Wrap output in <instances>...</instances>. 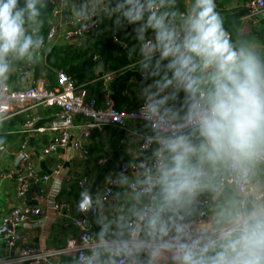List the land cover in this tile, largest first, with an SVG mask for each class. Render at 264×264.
I'll use <instances>...</instances> for the list:
<instances>
[{
	"label": "clouds",
	"instance_id": "9594fccd",
	"mask_svg": "<svg viewBox=\"0 0 264 264\" xmlns=\"http://www.w3.org/2000/svg\"><path fill=\"white\" fill-rule=\"evenodd\" d=\"M46 6L47 0H0V89L15 61L38 59ZM61 6L85 27L102 17L135 26L139 67L152 79L141 92L140 116L151 130L145 145L155 147L133 165L137 187L129 207L109 214L106 197L80 193L79 209L96 213L99 231L77 248L76 264H264V195L253 180L264 166V46L233 41L215 0H189L185 11L178 0ZM225 173L240 178L247 198L204 222L200 198L219 199ZM114 183L124 188L130 177L121 173Z\"/></svg>",
	"mask_w": 264,
	"mask_h": 264
},
{
	"label": "crops",
	"instance_id": "0c3cea01",
	"mask_svg": "<svg viewBox=\"0 0 264 264\" xmlns=\"http://www.w3.org/2000/svg\"><path fill=\"white\" fill-rule=\"evenodd\" d=\"M52 3H55V6L58 5L61 9L60 22H62L58 26L55 43L63 44L61 34L73 25L74 14L72 11L67 10L66 6L62 7L60 0H55ZM188 3L189 0H183V10L186 9ZM215 4L216 11L224 19L227 13L242 9L244 3L233 0L230 3L221 5L220 0H215ZM240 20L238 34L239 36H247V38L241 39L253 40L264 46V34L259 32V29L264 27L262 20L259 18L250 19L245 17L244 14L240 17ZM153 36L154 34L149 30L147 37L153 38ZM38 57L42 58L39 55ZM140 59L141 57L129 66L118 69L111 80L107 81L105 88L111 91V86H113L116 78L127 70L140 69ZM39 60V63H41L42 60ZM20 63L21 61L14 62L17 66L21 65ZM24 69L30 76L35 77V64L30 65L28 62ZM100 70H103L101 64L95 62V72L100 75ZM13 73L15 72L12 70L10 75ZM139 73V76L133 74L129 77L128 84L130 83V87L125 91L128 98L126 105L129 106L128 108L136 106L143 100L142 89L152 83L151 78L146 81L147 78L143 70L140 69ZM106 74L109 73L104 71L102 75L105 76ZM10 75L7 83L15 88L21 86L20 79L22 77L17 73L12 77ZM39 75L37 77H41ZM22 85H25V83ZM180 98H183L181 93ZM176 104L179 106V101ZM51 111L52 108H38L27 113L36 117L37 125H47L51 120ZM28 114L22 113L15 116L23 121L29 117ZM21 124L17 126V138L7 142L4 141L0 145V226L12 206L37 205L42 210L41 215L30 222L18 225L17 230L21 234L20 244L37 245L43 249L59 248L68 239L77 236L78 230L71 222V217L78 214L80 193L84 190H89L93 196L101 193L108 179L118 172L119 164L123 161L133 160L136 157L143 135H151V131L146 126L130 120L125 127H107L99 134L91 137L90 146H92V149H90L88 156H82L74 151L71 146L45 154L43 148L52 137L51 132L23 131ZM23 140L26 141L25 149L30 154L34 167L40 173H49L56 163H60L62 166L58 175L42 182V197L39 199L35 198L32 193L23 198L17 197L16 181L14 178L7 176V172L16 167V159L21 154L20 143ZM83 179L82 186H79L78 181ZM253 180L259 186L261 194L264 195V166H260L255 170ZM134 195V191L128 185L124 188L115 185L112 198L105 203L109 214L117 211L121 206L124 208L129 207ZM203 197L208 200L207 208L215 214L217 210L223 209L228 202L247 198V193L240 195L234 186L229 185L223 187V194L219 199L214 198L211 193H204L201 198ZM56 204L64 205L65 208L57 211L54 209ZM199 208H201V205ZM88 224L92 235L99 231L96 224V214L89 215ZM4 231L3 228L0 229V238ZM44 264H76V257L73 254H64L60 257L51 258L50 261Z\"/></svg>",
	"mask_w": 264,
	"mask_h": 264
},
{
	"label": "built area",
	"instance_id": "2783aa9c",
	"mask_svg": "<svg viewBox=\"0 0 264 264\" xmlns=\"http://www.w3.org/2000/svg\"><path fill=\"white\" fill-rule=\"evenodd\" d=\"M54 1L51 0V2ZM243 8L245 17L259 18L264 25V0H247L244 2ZM60 19L61 9L54 3V8L49 16V28L46 36L47 42L51 46L56 44L55 35L58 32L59 24L62 23ZM96 21L97 19H94L85 27L74 15L73 25L61 34L63 44L79 45V41L85 34L97 29ZM113 41L116 42L117 39L114 38ZM97 59L98 56L93 57V60ZM24 68L23 66L19 68V71L22 72L21 86L13 88L7 84L5 88L0 89V122L11 116L28 114L27 112L35 111L38 108H52L51 120L47 125H37L36 117L29 114V117L21 124L23 131L51 132L52 137L43 148L45 154L71 146L82 156H88L92 130L102 132L107 125L125 127L130 120L146 126V122L140 116L143 100L134 107L118 109L112 98V92L105 88L102 104L97 105L86 91L84 83L79 84L65 71H56L55 85L49 87L44 77H32ZM116 72L101 76L104 84L111 80ZM23 83L25 85H22ZM148 135L150 134L143 135L136 157L133 160L121 162L118 172L108 179L102 192L99 193L106 197L105 203L112 198L116 185L114 181L121 173L130 177L128 187L135 192L137 186L134 177L137 169L133 165H138L145 156L151 154L152 148L155 147V145L151 147L145 145L144 137ZM21 155V160L15 169L9 170L7 176L16 181L17 197L23 198L32 193L35 198L39 199L42 197V182L58 175L62 166L60 163H56L49 173H40L34 167L32 158L26 149L21 151ZM83 181L84 179L78 181V185L82 186ZM220 181L223 187L234 186L240 195H244L246 192L238 176L225 173L220 177ZM207 203V198L200 199L199 219L211 224L215 221V214L207 208ZM61 208H65V206L61 204L54 206L57 211ZM41 213L42 210L37 205L29 204L14 205L9 209L0 226V229L9 226L0 238V264H44L51 258L64 254H73L76 257L77 248L82 243L86 245L90 241L92 233L89 229L88 217L90 214L96 213L91 210L82 212L79 209L78 214L71 217V222L76 226L78 234L68 239L63 246L55 249H43L37 245L20 244L21 234L17 230V226L34 220Z\"/></svg>",
	"mask_w": 264,
	"mask_h": 264
},
{
	"label": "trees",
	"instance_id": "16d2710c",
	"mask_svg": "<svg viewBox=\"0 0 264 264\" xmlns=\"http://www.w3.org/2000/svg\"><path fill=\"white\" fill-rule=\"evenodd\" d=\"M231 1L233 0H220V4L223 5ZM237 1L244 3L247 0ZM178 6L182 11L184 8L183 0H178ZM53 8L54 4L50 0H47V6L41 9L42 24L40 34L43 36L44 42H46L49 28V16ZM66 9L69 10L67 7ZM244 13L245 9L242 8L239 11L227 13L223 19L224 28L230 34L233 41L247 38V36H239L238 34V28L241 24L240 17ZM114 19L115 18L107 17L98 18L96 21L97 29L88 32L85 36L86 38L79 45L54 44L49 48L44 46L46 49L42 48L39 52L42 56L41 63L38 62L40 61L39 59H36L34 62H29L30 65L35 64V77L40 74L41 70H46L47 74L44 78L48 82V86L53 87L55 85L56 71L63 70L71 78L76 79L79 84L84 83L89 96L96 101L97 105H101L105 84L100 75L103 74L107 68L118 69L122 65L134 63L140 58L139 43L134 38L135 33L133 28L135 26L124 24L122 27H117L114 23ZM259 32L264 34V27H261ZM114 38L117 39L116 42L113 41ZM94 56H98V59L94 61L101 64L103 69L100 70L102 72H100V75L95 72V62L92 59ZM26 65H23V67ZM19 68L20 66H18L17 71L15 67H13V72L21 76L22 72L19 71ZM139 70L140 69L127 70L116 78L113 86H111L112 98L118 109L129 107L126 106L128 98L125 91L130 87V83L128 84L129 77L133 74L139 76ZM15 73L10 76L12 77ZM141 76L143 77V75ZM148 79L149 78H147L146 81H148ZM181 94L183 93L181 92ZM17 117L18 116H13L0 122V145L4 142V139H7L8 133L11 134L12 130L15 129L18 124H21L20 122H24V120L22 121ZM107 127L115 126H105V128ZM97 134H99V131L94 129L91 131L90 137H94ZM91 147L92 146H88L89 153L90 149H92Z\"/></svg>",
	"mask_w": 264,
	"mask_h": 264
},
{
	"label": "rangeland",
	"instance_id": "374dc122",
	"mask_svg": "<svg viewBox=\"0 0 264 264\" xmlns=\"http://www.w3.org/2000/svg\"><path fill=\"white\" fill-rule=\"evenodd\" d=\"M86 35V34H85ZM84 35V36H85ZM86 37H84L83 39H81L80 41H79V43H82V41L85 39ZM45 47H50L51 45L47 42V38H46V42H45ZM43 49H46V48H43ZM39 56H41V54H38ZM38 59H41L40 57H38ZM39 62V61H38ZM28 62L27 61H21V65H19L20 67L21 66H23V65H25V64H27ZM126 66H129V64H125V65H122L121 67H119L118 69H120V68H122V67H126ZM13 67H15V69L18 71V66H17V64H14L13 65ZM118 69H105V72L106 73H111V72H114L115 70H118ZM40 74L41 75H39V76H41V77H46V74H47V71L46 70H41L40 71ZM7 84H9V83H7ZM10 85V84H9ZM11 86V85H10ZM11 87H13V88H15L14 86H11ZM86 89V88H85ZM11 117H13V116H11ZM11 117H9V118H11ZM8 119V118H7ZM6 120V119H5ZM20 123H22V122H20ZM16 130H17V127L15 128V129H13L12 130V132H11V134H7V135H10L7 139H4L3 141H5V142H7V141H9V140H13V139H16L17 138V133H16ZM14 133V134H13ZM24 135V134H23ZM25 143H26V141L25 140H23L21 143H20V149H21V151H23L24 149H25ZM20 151V152H21ZM21 155V154H20ZM21 160V159H20ZM19 163V162H18Z\"/></svg>",
	"mask_w": 264,
	"mask_h": 264
},
{
	"label": "water",
	"instance_id": "95a60500",
	"mask_svg": "<svg viewBox=\"0 0 264 264\" xmlns=\"http://www.w3.org/2000/svg\"><path fill=\"white\" fill-rule=\"evenodd\" d=\"M21 157H22V155H20V156L16 159V165H17L18 162L20 161ZM134 193H135V192H134ZM7 227H9V226H6V227L4 228V230H5Z\"/></svg>",
	"mask_w": 264,
	"mask_h": 264
}]
</instances>
